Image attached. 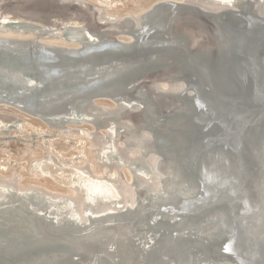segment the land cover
<instances>
[{
  "label": "bare ground",
  "instance_id": "bare-ground-1",
  "mask_svg": "<svg viewBox=\"0 0 264 264\" xmlns=\"http://www.w3.org/2000/svg\"><path fill=\"white\" fill-rule=\"evenodd\" d=\"M262 1L155 0L137 12L109 15L91 0L93 5L86 0H0V53L20 57L21 68L28 71L23 72L18 85L7 94H0V106L22 113L25 119L31 116L41 120L51 129L50 123L54 122L65 134L85 136L81 133L86 130L85 125L100 129L89 134L99 154L88 159H94V164L101 167L97 175L84 164L75 171L78 179H72L71 190L66 193L24 185L21 175L2 177L7 173L0 171V264L61 263L69 258V253L80 257L91 247L104 256L106 264H163L166 259L149 248L153 231L163 229L178 234L177 230L197 227L200 237L209 243L222 238L220 230L226 223L220 221L218 208L239 206L242 211L254 204L245 184L239 189L231 185L230 174L240 160L221 146L212 143L209 151L228 159L221 164L230 167L232 173L214 184L213 194L206 188L199 190L186 176L180 153L186 154L189 149L192 125L187 118L191 106L182 99L202 94V89L207 88L203 75L218 82L214 55L227 51L229 45L221 28L229 27L236 15L246 9L257 13L263 7ZM165 4L179 5L176 12L171 11L170 23H150L152 16H163ZM69 19H81L84 27L67 23ZM70 29L81 38H66L65 32ZM32 61L42 68L33 67ZM222 69L228 70L224 65ZM43 70L49 81H56L50 91L40 86L43 83L38 79ZM190 76L197 81L187 80ZM171 85L180 87L171 89ZM209 98L202 99L207 102ZM84 99L100 104L87 105L92 106L87 113L78 106ZM7 111L0 110V135L11 132L3 129L6 124L16 122V126L19 120ZM231 113L238 119H264L259 110L234 107L213 113L212 117L223 119ZM71 122L72 131L63 128ZM168 127L172 131L166 130ZM101 130L107 138H103ZM120 138L125 144L122 151L116 144ZM49 157L58 161L55 156ZM202 163L205 168L211 167ZM33 165L37 169L43 167L35 160ZM109 168H127L131 174L117 172L116 177L111 172V177ZM255 189L259 191L257 186ZM49 201L62 204L53 210ZM66 203L77 208L78 221L66 212ZM135 207L143 215L139 225L144 230L133 222L112 221L100 227L96 223L121 218ZM257 214L263 221L260 233L264 234V205ZM148 216L156 219L151 231L146 229ZM196 218L199 221H194ZM195 222L199 224L196 226ZM82 228L87 230L79 231ZM52 240L61 243L58 250L44 252ZM16 241L30 244L32 256L18 257ZM188 255L193 259L196 256ZM69 264L80 263L76 260Z\"/></svg>",
  "mask_w": 264,
  "mask_h": 264
},
{
  "label": "water",
  "instance_id": "water-1",
  "mask_svg": "<svg viewBox=\"0 0 264 264\" xmlns=\"http://www.w3.org/2000/svg\"><path fill=\"white\" fill-rule=\"evenodd\" d=\"M262 2L263 7L262 9L260 7V12L257 11V13L252 14L246 9L241 14L236 15L229 27L221 28L227 36L229 45L227 51L214 55L218 82H211L206 75H203L207 88L202 89V94L192 97L190 100L182 99L191 106L187 118L192 125L189 149L186 154L180 153L186 176L194 181L196 187H200L199 190L206 188L213 194L214 184L223 175L232 173L230 167L227 168L221 164L228 162V159L209 151L212 143L221 146L233 153L238 161L240 160L233 174H230L231 177L233 176L230 179L231 185L233 184L239 189L245 184L254 205L242 211L239 206L229 209L218 208L220 221L226 225L220 230L222 238L217 239L216 243H209L201 238L197 227L177 230L178 234H175V231L163 229L153 231L155 235L149 239V248L157 252L156 254L160 258L166 259L163 264H203V261H207L206 264H220V261L230 263L234 261L235 264H264V234L260 233L263 221L262 218L259 220L257 214L260 207L264 205V151L262 150L264 146V119L255 121L253 116L247 120L238 119L233 118L232 113L223 119L214 120L212 117L213 113L229 110L233 107L241 110L254 109L264 113V43L262 41L264 38V1ZM178 8L179 5L177 4L163 5V16H152L149 18L150 23L154 20H162L164 25H168L172 18L171 11L176 12ZM71 39L74 40V38ZM10 55L0 53V94H7L14 85H18L22 81L23 72H28L21 68L23 62H21L20 57L14 55L10 57ZM37 56L39 55L37 54ZM222 57L224 58L223 63ZM38 58L48 62L42 56ZM32 65L38 69L43 66L38 65L36 61H32ZM222 65L228 70H223ZM197 69L201 72L200 68ZM38 80L43 83L40 86H44L48 91L52 90L56 84V81H49L46 78L45 70L40 72ZM187 80L197 81V78L190 76L187 77ZM221 86L228 91H225ZM179 87V85L170 86L171 89ZM203 96L210 98L204 102ZM222 96L230 99L226 100ZM95 104L93 99H84L79 102L78 106L82 108ZM198 116H201L202 119ZM236 120H239V124H236ZM50 125L52 129L60 127L54 122ZM166 130L172 131L170 127ZM185 134L189 135V132ZM165 138H168V135ZM167 150L172 151L171 148ZM179 150L180 148L177 147V151ZM203 161L211 167L205 168ZM256 186L259 189L258 192H256ZM51 203L53 210L62 204V202L53 203V201H49L47 204ZM65 205L68 206L66 212L74 217V221H78L77 208L73 204L68 205L66 203ZM142 216L140 210L135 207V209L125 211L121 218H106L96 223L100 227L107 226L106 224H110L112 221L133 222L141 230L143 227L139 223ZM148 217L150 220L146 229L150 230L149 228L156 222V219L151 220V216ZM194 221H199V218ZM170 224L172 223L170 222ZM198 224L199 222H195L196 226ZM86 230L85 228L79 229L81 232ZM143 233L146 234V232ZM3 242L6 246L9 245L7 241L3 240ZM16 242V247L20 253L18 257L22 258L23 254H27L28 257L32 256L33 249L29 246L30 244ZM47 244L50 247H47L44 252L58 250L57 245L61 243L52 240L48 241ZM189 253L196 255L194 259L188 255ZM69 254V258L64 262L53 264H69L76 260L80 264H92L93 262L106 264L104 256L94 247H91L80 257L74 256L72 253Z\"/></svg>",
  "mask_w": 264,
  "mask_h": 264
},
{
  "label": "rangeland",
  "instance_id": "rangeland-1",
  "mask_svg": "<svg viewBox=\"0 0 264 264\" xmlns=\"http://www.w3.org/2000/svg\"><path fill=\"white\" fill-rule=\"evenodd\" d=\"M86 1L92 4L90 0ZM91 1L102 8L103 11L101 9L99 10L103 14L109 13L110 15L112 13L111 15H121L129 13L130 11L137 12L145 7H148L155 0ZM67 23L75 25L78 24L79 28L84 27V23L81 19H69ZM65 36L70 40H72L71 38H74L75 41L81 38L80 34H77V32L73 29L67 30L65 32ZM58 41L62 43L60 39ZM95 102L100 104L99 101ZM103 105L104 104H101L99 106ZM113 105L114 103L112 106ZM91 107L92 106H86L81 109H84L85 112H91ZM1 109L7 111L5 106H0V110ZM11 110L12 109H9V112L7 111V113L14 115L19 120H23V123L18 120L16 126L15 122L14 125L11 123L6 124V126L3 127V129L11 130V132L0 135V171H5L4 173H7V176L2 177H8L11 174L16 173L15 175H21V184L39 185L54 192L66 193V191L71 190L70 182L72 179H78V177L75 176V171L81 168L84 164L89 165L92 174H100L99 171H101V167L94 164V159H88L90 155L94 154L95 158L97 156V147L94 143H92V138H90L89 134L91 135L92 132L100 131V129L95 130V127L85 125L84 129H88L87 131H89L87 132L85 130L84 132H81L85 136H77L73 133L65 134L60 132L62 130L60 128L51 129L41 120H37L32 117H27V119H25L22 115H20L22 113H13ZM72 125L73 124H69L67 126L65 125L63 128L71 130L74 127ZM18 130H22L21 132L23 133H20ZM100 133H103V138H107L104 130L103 132L101 130ZM101 134L99 138L102 137ZM118 141L116 142L118 149L121 151L124 150V140L120 138ZM49 155L55 156L58 161L55 162L51 157H49ZM34 160L42 163L43 167L37 169L33 165ZM109 169L111 170L112 168ZM118 170L119 169L114 168L113 171L111 170L109 172V174H111V172L113 174L114 172V175L117 177V172H121L123 175L125 171L130 173L127 168ZM112 174L110 175L111 177L113 176ZM126 174L128 175V173ZM70 195L73 196L75 193Z\"/></svg>",
  "mask_w": 264,
  "mask_h": 264
}]
</instances>
